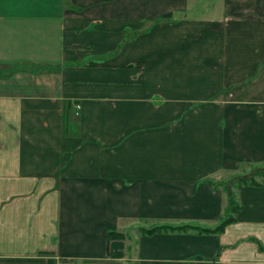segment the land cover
I'll list each match as a JSON object with an SVG mask.
<instances>
[{"label": "crops", "instance_id": "1", "mask_svg": "<svg viewBox=\"0 0 264 264\" xmlns=\"http://www.w3.org/2000/svg\"><path fill=\"white\" fill-rule=\"evenodd\" d=\"M49 262L264 264V0H0V264Z\"/></svg>", "mask_w": 264, "mask_h": 264}, {"label": "trees", "instance_id": "2", "mask_svg": "<svg viewBox=\"0 0 264 264\" xmlns=\"http://www.w3.org/2000/svg\"><path fill=\"white\" fill-rule=\"evenodd\" d=\"M253 177L254 175H243L240 178L234 179L233 181H226V182H221V186L224 189V192L227 194V207L225 209L224 212V217L222 218V220H220V222L218 223V225L214 228V231L216 232H220L222 230V228L231 221V214L235 211V204L233 202V195L231 192V182H234L237 185H241V184H253L255 183L253 181ZM109 236L117 238L118 235L115 233H111L109 234ZM49 264H52V262H49Z\"/></svg>", "mask_w": 264, "mask_h": 264}, {"label": "rangeland", "instance_id": "3", "mask_svg": "<svg viewBox=\"0 0 264 264\" xmlns=\"http://www.w3.org/2000/svg\"><path fill=\"white\" fill-rule=\"evenodd\" d=\"M254 171H256V170H254ZM247 175H252V172H249V174H247ZM256 177H253V181L255 182V179Z\"/></svg>", "mask_w": 264, "mask_h": 264}]
</instances>
